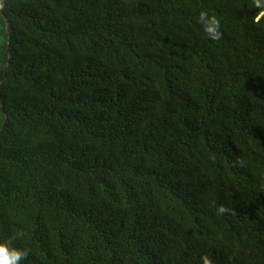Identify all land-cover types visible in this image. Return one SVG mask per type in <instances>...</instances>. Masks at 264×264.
<instances>
[{
    "label": "trees",
    "instance_id": "1",
    "mask_svg": "<svg viewBox=\"0 0 264 264\" xmlns=\"http://www.w3.org/2000/svg\"><path fill=\"white\" fill-rule=\"evenodd\" d=\"M260 12L0 0V238L24 264H264Z\"/></svg>",
    "mask_w": 264,
    "mask_h": 264
},
{
    "label": "clouds",
    "instance_id": "2",
    "mask_svg": "<svg viewBox=\"0 0 264 264\" xmlns=\"http://www.w3.org/2000/svg\"><path fill=\"white\" fill-rule=\"evenodd\" d=\"M254 5L261 10L260 15H264V0H254ZM197 23L208 39L215 41L221 38V21L216 15L210 14L208 10H202L197 17ZM225 211L223 206L218 209V213ZM30 252L29 248L17 247L15 237L0 238V264H24ZM203 264H211V260L205 257Z\"/></svg>",
    "mask_w": 264,
    "mask_h": 264
},
{
    "label": "water",
    "instance_id": "3",
    "mask_svg": "<svg viewBox=\"0 0 264 264\" xmlns=\"http://www.w3.org/2000/svg\"><path fill=\"white\" fill-rule=\"evenodd\" d=\"M5 116L7 117V115H6V114H5ZM3 125H5V123H4Z\"/></svg>",
    "mask_w": 264,
    "mask_h": 264
}]
</instances>
